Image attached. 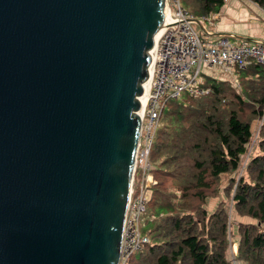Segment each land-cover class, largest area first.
<instances>
[{
    "label": "water",
    "instance_id": "95a60500",
    "mask_svg": "<svg viewBox=\"0 0 264 264\" xmlns=\"http://www.w3.org/2000/svg\"><path fill=\"white\" fill-rule=\"evenodd\" d=\"M166 3L0 0V264H119Z\"/></svg>",
    "mask_w": 264,
    "mask_h": 264
},
{
    "label": "trees",
    "instance_id": "16d2710c",
    "mask_svg": "<svg viewBox=\"0 0 264 264\" xmlns=\"http://www.w3.org/2000/svg\"><path fill=\"white\" fill-rule=\"evenodd\" d=\"M250 1L264 10V0ZM182 2L200 25H207L224 6V0ZM197 29L203 35L201 27ZM220 74L205 70L208 94L171 100L164 110L151 158L159 160V175L184 189L188 200L186 207L174 203L169 207L167 194L158 184L153 186L147 215L151 209L156 221L148 220L153 227L145 231L151 243L133 256L131 264H232L226 255L228 209L221 203L209 213L204 204L217 194L222 175L240 168L253 135L251 117H264V64L254 63L241 71L239 86ZM261 134L260 153L247 167L250 181L231 179L237 212L259 223L240 226L239 254L248 264H264V122Z\"/></svg>",
    "mask_w": 264,
    "mask_h": 264
},
{
    "label": "built area",
    "instance_id": "2783aa9c",
    "mask_svg": "<svg viewBox=\"0 0 264 264\" xmlns=\"http://www.w3.org/2000/svg\"><path fill=\"white\" fill-rule=\"evenodd\" d=\"M170 5L167 0L166 8L170 13L156 41L146 90L147 102L144 107L142 102L139 112L142 126L134 175L138 167L144 173L151 168L150 153L168 102L180 100L185 95L199 97L211 91L205 85V70H222L236 83L239 73L248 66L264 64V41H238L226 35L205 39L196 28V16L182 5L181 0H172ZM217 17L215 14L211 18ZM146 180L147 185L159 184L151 173H147ZM133 193L132 184L119 264L141 252L151 241L150 236L142 233L140 225L149 196L142 191L133 198Z\"/></svg>",
    "mask_w": 264,
    "mask_h": 264
},
{
    "label": "rangeland",
    "instance_id": "374dc122",
    "mask_svg": "<svg viewBox=\"0 0 264 264\" xmlns=\"http://www.w3.org/2000/svg\"><path fill=\"white\" fill-rule=\"evenodd\" d=\"M225 1L226 0H224V2ZM181 2H182V0H181ZM168 3L169 4L171 3V5H172V0H170V1L168 0ZM222 8L217 13L220 14ZM171 11H174V10H171ZM215 21H216L215 19H211V20H209V23L214 24ZM211 25H207L209 30L213 29L212 28L213 26H211ZM196 28H197V24H196ZM198 32L201 34V32L199 30H198ZM210 34H212V32H210ZM202 37L207 38V34L206 33L203 34ZM210 37H212V36H210ZM215 70H219V69H215ZM215 70H209V71L212 72ZM234 85L239 86V82H236V83L234 82ZM167 106H168V104H167ZM163 114H164V111L162 113L160 125H159L158 129L164 123L163 122ZM247 118H248V116H247ZM251 118L253 120V124H252L253 135H252V139L248 145L247 153L244 155V157L242 159L240 168L233 173H227V174L222 175V177L219 180V189H218L217 194L215 196L207 197L205 204H204V207L208 210L209 213L214 212L220 206L221 203H225V205L228 209V217H229L228 227H229V229H228V235H227L228 250H227L226 255H227V258L232 262V264H248L246 261H244V259H242L241 255L239 254L240 241H241V229H240L241 224H244V223L245 224H249V223L255 224L256 222L258 223V221H256L255 219H252L251 217L246 216V215H241L240 213L237 212L236 208L234 207L235 204L233 202V194H234L235 184L233 185L231 182L232 178H235L238 181L241 177H244L245 180L250 181V177H249V174L247 171L248 164L254 155L260 153L259 141L261 140V136H262L261 129H262V125L264 122V117L262 119L255 118V117H251ZM155 138H156V136H155ZM151 155H152V150L150 153L151 168L149 169V171L147 173H151V174L155 175L156 179L158 180V183H159L158 185H159L160 189L162 190V192L167 194V200L169 203V207L173 206L174 204L186 207V203L188 200V193L180 187H175V186L171 185L172 181L169 178H163L159 175V173L157 172V164H158V166L160 165L159 160H156V158H155V161L157 162V164H156V162L152 161ZM147 173H144L139 167L137 168L135 175H134V178H133V190H134L133 198L135 196H137L140 192L143 191L149 196V201L151 200L152 188H153V186H155V184L150 183L147 185V183H148L146 180ZM149 201H148V203H149ZM150 210L151 209H149V214L147 215V212H148V208H147L146 213L142 216L141 221H140L142 233H144L148 236H150V235L147 234L145 231L149 232V230L153 227L152 223H150V224L147 223L148 220H150L151 222L156 221V217L150 215V213H151ZM184 210L185 209L179 210V212L182 214V213H184ZM262 227H264V224ZM150 239H151V236H150ZM150 243H151V241H150ZM149 244L144 246L142 249L144 250ZM143 250H141V251H143ZM133 256H130L125 261L124 264H131Z\"/></svg>",
    "mask_w": 264,
    "mask_h": 264
},
{
    "label": "crops",
    "instance_id": "0c3cea01",
    "mask_svg": "<svg viewBox=\"0 0 264 264\" xmlns=\"http://www.w3.org/2000/svg\"><path fill=\"white\" fill-rule=\"evenodd\" d=\"M209 30L206 24L196 23L201 27L205 39H213L219 35H228L234 40H261L264 41V10L250 0H226L224 6ZM212 32V34H210ZM212 36V37H210ZM216 74H225L227 78L235 80L222 70L213 71ZM239 82V79H238Z\"/></svg>",
    "mask_w": 264,
    "mask_h": 264
},
{
    "label": "bare ground",
    "instance_id": "6f19581e",
    "mask_svg": "<svg viewBox=\"0 0 264 264\" xmlns=\"http://www.w3.org/2000/svg\"><path fill=\"white\" fill-rule=\"evenodd\" d=\"M169 9L168 8H166V11H165V20H166V22H167V19H168V17H169ZM160 34H161V31H160V33H159V35L157 36V38L160 36ZM157 40V39H156ZM152 66V65H151ZM150 70H151V68H150ZM150 79V78H149ZM149 82V81H148ZM148 89V83L146 84V86H145V93H144V95L143 96H141V103L143 102V107L145 106V104H146V102H147V98H145L146 97V90ZM141 109H142V107H141ZM141 109H140V111H141ZM139 111V112H140Z\"/></svg>",
    "mask_w": 264,
    "mask_h": 264
}]
</instances>
